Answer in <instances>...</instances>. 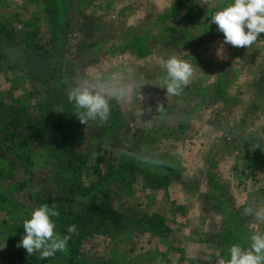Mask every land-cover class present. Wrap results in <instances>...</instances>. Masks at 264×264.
<instances>
[{
  "label": "rangeland",
  "instance_id": "obj_1",
  "mask_svg": "<svg viewBox=\"0 0 264 264\" xmlns=\"http://www.w3.org/2000/svg\"><path fill=\"white\" fill-rule=\"evenodd\" d=\"M229 2L0 0V40L4 39L0 107L16 99L20 114L28 106L26 112L32 114V105L51 102L57 125L45 128L44 141L53 140L56 149L62 141L71 143L75 153L78 149L82 154L80 162L61 170L66 176L62 187L50 184V175L46 167L39 168L41 165L27 176L22 172L16 175L22 170L21 157L28 156L31 161L35 153L1 150L9 144L12 151L17 147L9 140L12 124L6 114L2 115L0 141L7 140L0 145V192L19 202L0 210V247L5 242L2 255L8 260L19 255L23 223L38 207L35 198L65 196L68 212L75 215L88 207L99 182L109 191L108 211L128 219L131 230L116 244L105 236L83 240L75 264L96 260L116 264H221L227 260L231 245L245 247L250 235L264 233V220L245 212L248 207L264 209V34L249 49L223 44V34L209 21ZM194 7L203 9L199 29L188 26L184 18L186 10ZM165 29L168 31L160 40L149 38L142 56L130 48L144 32ZM51 39L56 40L50 43ZM184 39L185 44L180 45ZM31 41H41L39 44L50 48L52 58L63 60L61 67L39 62L37 71L22 61ZM221 47L222 55H218ZM172 56L194 68L191 83L180 95H167L159 87L165 78L161 61ZM28 71L35 80L27 78ZM109 78L114 84L127 85L128 94L110 101L106 120L81 124L75 107L71 119L64 117L60 103L74 86L85 79L101 85ZM216 85L222 98L210 99L214 96L211 88ZM22 126L14 130H25L26 125ZM29 148L36 149L32 144ZM121 160L131 164L162 162L174 169L166 170V175L174 177L165 186L148 180L150 187L138 172L112 179ZM106 164L112 168L108 178L89 176L90 168L97 165L105 173ZM74 169L79 180L73 193L67 194ZM56 209L63 214L62 208ZM145 216L163 223L161 240L137 229L136 222ZM60 218H54L59 233ZM233 238L240 241L233 242ZM56 254L53 261L69 264L68 247ZM6 262L0 260V264Z\"/></svg>",
  "mask_w": 264,
  "mask_h": 264
},
{
  "label": "trees",
  "instance_id": "obj_2",
  "mask_svg": "<svg viewBox=\"0 0 264 264\" xmlns=\"http://www.w3.org/2000/svg\"><path fill=\"white\" fill-rule=\"evenodd\" d=\"M203 16V9L199 7H194L191 9H187L184 18L187 20V25L194 27L196 29H199V23L201 22ZM166 19V18H163ZM160 27V26H159ZM169 29V28H168ZM168 29L164 30L163 32H156L153 33L152 30H148L151 32H144L142 34V38H139L138 42H136L132 48L134 53H138L139 56H142L143 49H146L145 46L148 44L147 41H149V38L154 39H161L163 38L162 33L164 34ZM1 31H5V29H1ZM186 29H183L184 35H187ZM1 39V37H0ZM7 40H10V37L5 38ZM4 40V39H2ZM0 40V51L4 53V50L1 46ZM56 39H51L49 42L54 43ZM31 47H28L25 49V51L22 53L24 57L22 56V61L29 62L32 66V69H35L39 71V62H48L52 65H58L57 67L60 68L63 60L60 59H54L51 57L50 48L49 50L45 48L43 44H39L40 42H33L31 41ZM111 42V41H110ZM185 44V39L181 42L180 45ZM50 47V46H49ZM3 59V56L0 55V60ZM32 72L28 71L26 72L27 78L30 80H35L33 75H31ZM37 86V85H36ZM40 88V86H37ZM212 90V97L210 99H220L222 98V93L219 86H215L211 88ZM48 94V91H47ZM44 95V94H43ZM13 101V99H12ZM16 99L13 101V103L5 102L0 107V127H1V117L2 115H7V120L12 124V134H9L11 139L9 138L11 143H15L17 146L14 151L10 147L11 145H4L1 147V150L3 151H10L13 152V154H16L17 152L22 150H26L28 153L33 152L35 153L33 159H37V161H34L33 159L30 161L28 156L25 158L21 157L20 165L22 167V170L15 172L16 175H18L19 172H22L25 174V176L32 174L33 171L36 169L37 165H41L44 168L46 167V172L50 175V184L54 185V187H62L64 185V180L66 179V176L64 172H61L63 170V167L66 169H70V166L74 161L80 162L82 160V154H79L80 151L77 149V152L75 153V148L70 143V145H67V142L62 141L61 144L56 148H54L55 142L53 140L44 141L43 133L45 128H56L57 124H54V118L52 117L53 111L52 107L53 104L51 102H47L44 105L38 104V105H32L33 110H31L32 114H28L26 112L27 109H29V106L27 109L24 110V113L20 114L19 111L16 110ZM60 107L62 108V114L65 118H72L73 112H74V105L69 103L68 97L63 99L62 104L60 103ZM76 109V108H75ZM19 113V115H18ZM76 114V112H74ZM18 115V117H17ZM23 116V117H22ZM17 117V118H16ZM75 117V116H74ZM19 118V119H18ZM21 119V120H20ZM20 125V126H19ZM22 125H26L25 130L21 128V130H14L17 127H23ZM1 129V128H0ZM71 129H68V132ZM17 131V132H16ZM72 133L70 132V135ZM21 135L19 140H15L16 136ZM7 140V139H6ZM4 140V141H6ZM72 140V139H71ZM4 141H0V145L3 144ZM33 147H36V149L30 150L29 145ZM65 144V145H64ZM79 151V152H78ZM20 153V152H19ZM18 155V154H17ZM100 160H102L100 158ZM111 160V159H108ZM99 161V160H98ZM165 163L162 162H153L149 160L148 162H145V160H141L137 164H131L129 161L121 160L116 167V172L113 174L112 179H119L123 173H128L130 171L136 173L138 172L141 177H143V183L145 185L148 184V180H150L151 184H157L160 186H165L173 177L174 175H166V170L174 171V169L165 166ZM11 166V165H10ZM98 166V165H97ZM91 167L90 170H92V174L89 176L92 178V176H95L97 179H103L108 178V175H111V169L110 164H106L105 173L99 171L98 167ZM50 170V171H49ZM52 170L56 173V176L53 175ZM0 171L2 169L0 168ZM73 173L72 179L69 181L68 185L69 187L66 189L67 194H72L76 182L79 180V177L77 175V171L71 170ZM78 173H80L78 171ZM14 172H12V175ZM81 175V173L79 174ZM147 183V184H146ZM99 184H102L99 182ZM98 184L95 195L91 197L89 201V205L87 208L83 209L82 213H77L75 215H71L70 212V206L67 204L69 203L67 197L62 196L59 198H53V196H47L42 200H39L37 198L34 199V201L39 205L41 204H48L49 206L55 205V207H60L63 209V214L59 213L60 219H62L60 234L63 235H71V238L68 240L67 247L69 249V255H68V263L69 264H75V256L78 251L79 244L83 240H88L92 236H105L110 239L111 242L116 244L117 240L121 239L123 236L127 234L131 230L130 225L131 222L128 219H125L122 215L108 211V204L107 201L109 199V191L105 186H100ZM150 184V185H151ZM104 187V189H103ZM148 187L149 184H148ZM63 200V202H62ZM17 199L13 198L11 195L8 196V194L1 193L0 192V210L4 211V208L11 207L12 205H16ZM17 211L19 209H16ZM16 211V212H17ZM136 224L137 229L143 234L148 233L152 237H159L161 240L162 233L165 231L163 227V223L160 225L158 224V221H156L153 217L145 216L142 219H139ZM70 225H76L77 232L75 234H69L67 232V228ZM13 231V229H12ZM17 231V230H16ZM15 231V232H16ZM23 231V230H22ZM231 237V236H228ZM239 237V236H236ZM9 240V236L7 237ZM7 239V241H8ZM225 239H223L224 241ZM233 242L240 241V238H233ZM4 242V238L2 237V243ZM11 242V241H10ZM1 243V242H0ZM15 243V242H14ZM11 244V243H10ZM224 242H220L219 245H223ZM20 250L18 253L19 255L16 256L14 259L13 257L8 260L7 256L2 255L0 253V260L7 261L8 264H61V262H55L53 261L54 258H57L58 255L55 254L52 257L47 258L46 260L40 259V254L35 253L31 256L26 255V253L23 252L25 249H21V247L18 248ZM88 261V260H87ZM85 264H116L114 261H94V262H86Z\"/></svg>",
  "mask_w": 264,
  "mask_h": 264
},
{
  "label": "clouds",
  "instance_id": "obj_3",
  "mask_svg": "<svg viewBox=\"0 0 264 264\" xmlns=\"http://www.w3.org/2000/svg\"><path fill=\"white\" fill-rule=\"evenodd\" d=\"M210 24L223 34V44L249 49L264 34V0H231L211 15ZM260 40V39H259ZM222 55V47L218 50ZM165 78L159 85L167 95H180L191 83L194 68L189 62L175 56L161 61ZM128 94V86L109 82L95 85L88 80L74 86L68 93V101L76 108L75 116L81 124L89 121H104L110 112V101ZM163 111V107L159 106ZM257 219L264 220V209H245ZM59 215L55 205L41 204L23 223V235L17 244L29 256L39 253L41 260L66 250L71 235H61L56 230L55 217ZM69 234L77 232L76 225L67 228ZM5 247V242L0 249ZM221 264H264V233L252 234L245 247L233 244L228 249V258Z\"/></svg>",
  "mask_w": 264,
  "mask_h": 264
}]
</instances>
